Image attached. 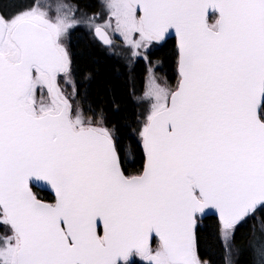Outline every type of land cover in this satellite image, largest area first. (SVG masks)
<instances>
[{"label": "snow or ice", "instance_id": "1", "mask_svg": "<svg viewBox=\"0 0 264 264\" xmlns=\"http://www.w3.org/2000/svg\"><path fill=\"white\" fill-rule=\"evenodd\" d=\"M0 264H264V0H0Z\"/></svg>", "mask_w": 264, "mask_h": 264}, {"label": "trees", "instance_id": "2", "mask_svg": "<svg viewBox=\"0 0 264 264\" xmlns=\"http://www.w3.org/2000/svg\"><path fill=\"white\" fill-rule=\"evenodd\" d=\"M110 67H111L110 62L107 61L105 59V57L101 56V69H102V74L104 72H107ZM210 243L212 244V246H213L214 249L219 250L218 249V244H217V242L214 239L211 240Z\"/></svg>", "mask_w": 264, "mask_h": 264}]
</instances>
